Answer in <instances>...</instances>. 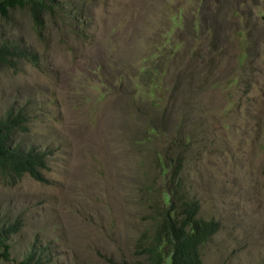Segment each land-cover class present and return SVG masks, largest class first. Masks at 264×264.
Instances as JSON below:
<instances>
[{
    "label": "rangeland",
    "instance_id": "374dc122",
    "mask_svg": "<svg viewBox=\"0 0 264 264\" xmlns=\"http://www.w3.org/2000/svg\"><path fill=\"white\" fill-rule=\"evenodd\" d=\"M61 1L68 9L71 0ZM85 3L92 37L67 41L71 24L57 18L46 23L47 48L26 9L0 16V40L16 33L46 53L38 68L0 70V113L28 100L31 137L53 152L48 182L0 183V226L17 225L0 264H17L32 247L40 264L143 260L136 242L152 223L143 195L164 184L154 163L166 143L152 132L138 138L137 107L153 100L161 109L174 88L193 98L191 118L176 127L177 119L155 118L172 122L171 136L182 125L189 197L200 216L219 221L201 247L204 263L264 264V0ZM179 71L195 73L190 97L177 87Z\"/></svg>",
    "mask_w": 264,
    "mask_h": 264
},
{
    "label": "trees",
    "instance_id": "16d2710c",
    "mask_svg": "<svg viewBox=\"0 0 264 264\" xmlns=\"http://www.w3.org/2000/svg\"><path fill=\"white\" fill-rule=\"evenodd\" d=\"M66 3L68 2L63 3L61 0H0V16L9 19L14 9H26L37 38L43 43L44 48L49 44L46 23L50 22V27L53 28L57 18L71 24L70 32L73 36H69L70 39L67 41L77 42L91 38L94 34L90 30L92 17L86 13L85 0H71L68 9L64 8ZM85 21L88 22L86 25ZM44 54L26 42L23 36L16 33L9 34L0 40V70L8 67L17 71L26 64L38 68ZM142 74L145 78L152 77L150 69L147 68ZM192 74L195 73L186 76L179 71L177 87L183 86L187 91L191 90L189 80ZM174 90L175 95L168 100L165 99V105L161 109L153 100L137 107L143 118L138 131L140 133L141 129L145 130V135L138 138L144 140L151 132L159 134L162 137L161 141L166 143V148L163 151L156 150V163H154V166L159 165L158 171L164 179V184L161 185L160 191H156L157 195L153 190L152 199L149 197V191L143 195L145 201H150L152 223L140 234L136 242L135 252L138 254L146 252L145 261H138L136 264H205L201 247L219 227V221L214 217L198 215L200 203L198 199L189 197L183 168L187 158L185 153L189 152L190 142L185 140L182 125L178 126L177 131L175 128L171 136L169 128L172 122L155 118L158 116L168 120L177 119L178 122H175L174 127L179 125L180 119L184 121L191 118L192 114L187 104L193 98L187 100L176 93V88ZM150 93L151 91L147 90V94ZM192 95L188 91V96ZM28 104V100L17 108L11 104L0 113V183L5 187H14L24 176L42 183L48 182L46 171L49 170L48 159L53 153L52 148L42 147L33 141L31 130L34 116L28 110ZM171 146L178 148L173 155L167 152V148ZM16 227L17 225H9L6 228L0 226V259H10V244L7 242V237ZM40 263V255L37 256L36 248L32 247L17 264ZM117 264L130 263L122 261Z\"/></svg>",
    "mask_w": 264,
    "mask_h": 264
},
{
    "label": "clouds",
    "instance_id": "9594fccd",
    "mask_svg": "<svg viewBox=\"0 0 264 264\" xmlns=\"http://www.w3.org/2000/svg\"><path fill=\"white\" fill-rule=\"evenodd\" d=\"M198 215H199V214H198ZM135 250H136V248H135ZM135 253H136V252H135ZM136 254H138V253H136ZM139 255H141V256L143 257V260H142L141 262H144V261H145L144 258H146V252H145V253H142V254H139ZM122 261H126V262H128V263H130V264H136V262H138V261H128V260H126V259H120L117 263L122 262Z\"/></svg>",
    "mask_w": 264,
    "mask_h": 264
}]
</instances>
